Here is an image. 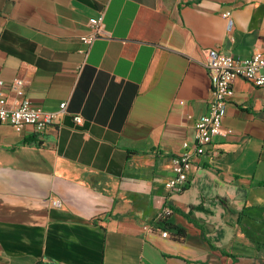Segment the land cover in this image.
<instances>
[{"label":"crops","instance_id":"0c3cea01","mask_svg":"<svg viewBox=\"0 0 264 264\" xmlns=\"http://www.w3.org/2000/svg\"><path fill=\"white\" fill-rule=\"evenodd\" d=\"M255 48L264 0H0L8 103L67 102L41 131L0 122V264H264V86L235 77L187 185H165L207 111V51Z\"/></svg>","mask_w":264,"mask_h":264},{"label":"built area","instance_id":"2783aa9c","mask_svg":"<svg viewBox=\"0 0 264 264\" xmlns=\"http://www.w3.org/2000/svg\"><path fill=\"white\" fill-rule=\"evenodd\" d=\"M225 16L229 11L224 12ZM104 13L100 12L96 17L89 19L91 32L81 36L86 52L94 39L104 33ZM205 66L211 77V93L208 100L207 111L202 113L195 123L191 145L183 141V150L172 159L173 176L165 185L170 192L182 191L189 181V173L193 165V156L203 154L206 146L210 145L222 128V120L226 112V104L231 96L232 82L237 76H241L256 86H264V49L255 48L248 57H240L234 54L221 53L216 49H209L205 60ZM67 102H61L57 111H45L31 107L27 102L9 104L2 92V80L0 79V122L12 125L16 130H21L26 125H31L41 131L50 125L59 113L66 110ZM73 120L80 124L83 122L81 114H74ZM211 154H216L217 148L209 149ZM59 205V201H55ZM171 208L165 206L156 215L163 220L170 215ZM167 235V231H163Z\"/></svg>","mask_w":264,"mask_h":264},{"label":"trees","instance_id":"16d2710c","mask_svg":"<svg viewBox=\"0 0 264 264\" xmlns=\"http://www.w3.org/2000/svg\"><path fill=\"white\" fill-rule=\"evenodd\" d=\"M170 229H174L176 231V234L178 235H183V231L181 230V228L175 226V225H170L169 226ZM43 264H60L54 261H47V262H43Z\"/></svg>","mask_w":264,"mask_h":264}]
</instances>
